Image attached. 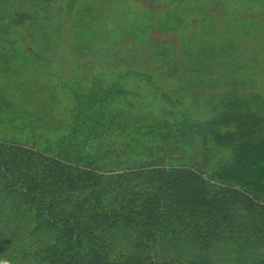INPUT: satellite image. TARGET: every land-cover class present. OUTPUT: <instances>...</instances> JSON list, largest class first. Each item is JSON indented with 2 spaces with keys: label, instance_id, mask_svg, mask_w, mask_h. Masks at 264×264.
Wrapping results in <instances>:
<instances>
[{
  "label": "rangeland",
  "instance_id": "1",
  "mask_svg": "<svg viewBox=\"0 0 264 264\" xmlns=\"http://www.w3.org/2000/svg\"><path fill=\"white\" fill-rule=\"evenodd\" d=\"M16 13L32 19L15 25ZM117 84V123L93 142L102 173L167 155L148 153L155 140L139 130L158 118L172 126L170 161L208 174L231 151L203 138L206 110L239 99L264 118V0H0L1 142L56 151L80 96ZM110 144L133 152L112 158ZM118 241L117 255L130 244Z\"/></svg>",
  "mask_w": 264,
  "mask_h": 264
},
{
  "label": "trees",
  "instance_id": "2",
  "mask_svg": "<svg viewBox=\"0 0 264 264\" xmlns=\"http://www.w3.org/2000/svg\"><path fill=\"white\" fill-rule=\"evenodd\" d=\"M30 19L16 13L13 22ZM105 88L80 96L56 151L0 141V262L227 264L220 256L237 254L244 258L231 264H264V118L239 99L206 110L203 138L213 133L231 151L208 174L170 161L176 148L163 142L172 126L156 118L139 129L155 140L146 151L168 154L106 174L104 143L93 142L117 123L123 92ZM172 112L186 129L188 115ZM110 147L111 157L133 152ZM119 239L130 244L117 255Z\"/></svg>",
  "mask_w": 264,
  "mask_h": 264
},
{
  "label": "clouds",
  "instance_id": "3",
  "mask_svg": "<svg viewBox=\"0 0 264 264\" xmlns=\"http://www.w3.org/2000/svg\"><path fill=\"white\" fill-rule=\"evenodd\" d=\"M0 264H7V262L5 261V262H0Z\"/></svg>",
  "mask_w": 264,
  "mask_h": 264
}]
</instances>
